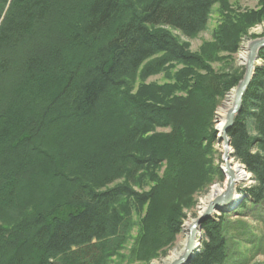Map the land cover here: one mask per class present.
I'll list each match as a JSON object with an SVG mask.
<instances>
[{"label": "trees", "instance_id": "16d2710c", "mask_svg": "<svg viewBox=\"0 0 264 264\" xmlns=\"http://www.w3.org/2000/svg\"><path fill=\"white\" fill-rule=\"evenodd\" d=\"M71 1L58 12L60 19L64 16L56 33H67V46L62 43L59 51L68 55L88 50L89 54L68 60L74 68L62 65L57 73L47 68L57 56L54 51L26 58L19 68L25 75L21 89L0 109V190L5 197L0 199V223L13 221L5 234L0 228V264H106L108 241L118 234L128 215H122L124 199L137 213L147 205L136 246L139 261L146 262L150 252L170 244L180 233L183 206L211 182L212 172L216 174L210 159L204 162L215 141L213 114L238 78L214 74L201 61L199 69L206 72L203 83L188 98L204 102V110L187 109L188 98L184 102L167 99L168 88L161 95L146 92L153 98L143 103L126 84L156 55L163 57L153 66L146 65L145 74L165 60L186 59L168 34L152 28L168 27L191 37L205 28L215 0H145L140 5L133 0ZM51 2L0 0V51L20 45L26 31L52 14L55 6ZM238 26L222 27L221 39L232 40L225 51H238ZM249 26L239 27L244 31ZM9 69V58L0 55V74ZM48 72L56 77L47 79ZM108 90L122 106L115 125L105 128L107 133L97 139L95 134H87V141H78L59 154L61 144L53 137L60 135L63 125L80 126L79 134L89 132V124L103 126L106 111L98 113L96 104ZM6 95L0 94V98ZM187 113L191 118L180 123ZM156 126L170 127L171 133L142 138ZM227 135L233 157L254 182L241 191L243 200L236 208L240 215L264 204V49ZM28 155L36 156L35 188L24 191L23 186L18 188L21 168L7 169L26 161ZM164 162V173L156 178L154 172ZM47 165L50 171L45 173ZM122 178L124 184L108 188ZM148 179L154 183L150 192L139 195L132 191V186H141ZM36 181L41 182L39 187ZM18 213L21 218L16 222ZM225 214L202 223L201 248L191 264H227Z\"/></svg>", "mask_w": 264, "mask_h": 264}, {"label": "rangeland", "instance_id": "374dc122", "mask_svg": "<svg viewBox=\"0 0 264 264\" xmlns=\"http://www.w3.org/2000/svg\"><path fill=\"white\" fill-rule=\"evenodd\" d=\"M51 1V4L55 6L52 14L46 16L43 21L39 22L37 25H33L28 31H26L20 39V45H16L14 48L9 49H5L4 47L0 51V55H7L10 61L9 71L0 74V94H4L5 92L7 94L6 97L0 98V104L4 106H1L0 109L5 108L6 105L11 103L13 101V97H15L16 95V92L21 89L19 85L23 82L22 80L24 79L25 75L21 70H19V68L25 62L26 58L31 57L32 55H47L48 52L54 51V53H57V56L56 58H52L51 63L47 65V68L52 71L55 70V72L57 73L62 65L64 69H73V62L67 63L68 60H70L71 62V60L82 58L84 54L86 55L88 53V50L87 52H84L83 50H74L68 55H64V53L59 51L62 43L67 46V38L64 37L65 35H67V33H64V31H62L64 35H62V33H56V30L61 29V23L59 22V20H61L64 16L61 15L62 17L60 19V14H58V12H62V7H69V3H72V1ZM79 1L80 0H78V2ZM133 1L138 5L145 2V0ZM240 23L242 25L247 24L250 26L243 31V27H239L242 26ZM231 24L239 25L237 28L238 31L236 30L237 34L240 35L237 43L238 51L236 53L225 51L226 45L229 46L231 44V39H221L223 35V33H220V31H222V27L223 29H227L231 27ZM152 29L168 34L174 44L182 49L185 56L184 58L186 59L180 61L165 60L161 65L158 66V69L153 67L152 71L145 74L143 72L146 68L145 66L149 64L152 65L153 62L157 63V61L162 59L163 55L159 54L147 60L132 78L126 80V84L127 86H129L131 94H134V96L139 95V101L148 103L149 98L152 99L153 97H151L150 94L146 95V92L149 91L151 93V91H153L161 95L167 88L169 89L167 93L170 94L168 96H165L167 99L183 102L187 101L190 98H188L190 91H193V93L196 92V87L198 88L199 86L200 88V86L202 85L201 83H203L202 80L206 72L204 71V68L199 69V63L201 61H203V63L207 66V69L214 74H228L231 76L234 75L236 76V78H238L236 86L232 88L222 98V100H220L214 110L212 128L215 132V141L210 145V149L208 150L209 153L205 155L204 158L205 163L208 159H210L211 168L216 170V174L220 173L221 176L218 178L216 177L217 175L212 172V175L214 174L215 176L212 177L210 175L209 178L211 182L205 188L203 187L190 197V202L187 204V206H183V209L181 211L183 217L182 219H180V233L174 237L173 241L170 244H166L164 247H161L160 250L154 249L152 252H150L149 254L151 256H149L147 259H144L148 260L146 262L139 261L141 260L139 259L140 256L138 253L140 249L136 246L139 242L140 237L139 224L143 218L145 211L147 210V205H141L142 207L139 208L140 213H137L131 207L130 201L124 199L123 202L120 203L121 206L126 205L122 215L124 217L126 214L128 215L125 217L123 227L119 229L118 234L108 241L110 253L108 255L109 257L107 259L105 258L107 262L106 264H161L163 259L168 256L171 251L178 247L177 243L183 238L181 236L183 225L187 222V220L197 217L200 201L206 197L210 189L213 186H223L224 189L226 178L222 173V169L225 168L223 156L226 150L224 148V144L219 140L220 132L217 128V111L222 107L226 97L230 93L234 94L236 87L244 77L245 64L239 58V54L241 52L246 53L247 46L253 41L264 38V0H215L210 9V14L208 16L205 28L191 37H186L180 32L168 27L159 26ZM239 30L242 31V34L239 32ZM46 39H49L48 43H44L45 41H47ZM220 42L223 43H221L220 45ZM190 57H193V61L189 60ZM257 65H259V60ZM56 73L52 75L51 72H48L46 78L51 79L52 76L56 77ZM177 84L179 86V88H177L178 90L175 89ZM113 95V91L108 90L103 95L101 100L96 104V110L98 113L106 111L105 115L107 116L102 117L103 122L105 123L104 124L102 122L103 126L89 124L87 126L89 132H81L83 134H79L80 126L74 125V127H72L71 129L66 127V124L63 125L60 135L53 137L54 140L57 141V143L59 141V144H61L59 146V154H62L71 149L72 145L76 144L78 141H87V134H95L94 137H96L97 139L99 136H103L107 133V129L105 128H109L111 126L113 127L115 125V122L118 120V116H120L121 114L120 109H122V106H120V104L115 101ZM188 101H190V103L188 104L189 107L187 109L204 110V102H202V104H199L197 103V101H191L190 99ZM189 114L190 113H187L184 118H181L182 115L181 117L179 116V118H181L179 122L184 124L185 121H188V118L190 117ZM170 133V127L156 126L153 127L151 131L144 135L142 138H148L154 135H167ZM107 139L109 142L110 138L108 137ZM65 145L66 147H64ZM229 150H231V153H228L229 166L230 161H233V159L235 160V163H237V165H241L233 157V149L231 145H229ZM27 151H29V148ZM26 158V161H18L16 165L10 164L7 170L14 171L15 167L21 168L22 173H17L22 181V185L18 186V188H21L23 186L24 191H31L30 189L35 188L33 187L35 183L32 182L34 178L32 174H34L35 172L34 168L36 164V156L28 155ZM105 161L108 160L105 159ZM44 168L45 173H48L50 171V167L48 165ZM164 169L165 162L157 173L154 172V176L156 178L161 177L164 173ZM124 182V178L119 179L108 186V188H113L115 185L124 184ZM38 183L41 182H37V184ZM142 183L143 184L141 186H132V191L136 194L141 195L150 192V190L154 187V183L149 181V179L144 180V182ZM253 185L254 182L251 180V175L248 182L237 185V194L241 197V199L232 210L225 212L226 214L225 216H223V219L227 222V264H264V204H259V206L253 208L249 207L244 213L240 215H238V212L236 210V208L243 200L241 191ZM2 190L3 189L0 190L1 200L5 198L3 196L4 194ZM160 201V204L164 203L163 199H161ZM220 214L221 213L219 212L213 213V215L215 216H219ZM128 216H130V218H128ZM19 217L21 218L18 213L16 222L20 221ZM3 220L4 222L0 223V228H3L2 233L5 234L13 227V221H6L7 219ZM129 222H131V225H129ZM198 235V238H196L199 242L197 254L199 253V250L201 248L202 230L198 232Z\"/></svg>", "mask_w": 264, "mask_h": 264}, {"label": "water", "instance_id": "95a60500", "mask_svg": "<svg viewBox=\"0 0 264 264\" xmlns=\"http://www.w3.org/2000/svg\"><path fill=\"white\" fill-rule=\"evenodd\" d=\"M264 49V38L253 41L246 48V60L245 64V74L241 82H239L233 94V103L231 109L227 112L225 116V123L222 131H220L219 140L224 144V148L229 149L230 140L227 136L229 129L233 125L240 109L242 106L243 97L250 85V82L254 75L255 66L258 64L259 52ZM229 155L227 153L223 156V162L225 163V168L222 169V173L226 178L225 187L223 191L214 196L211 202L205 208L203 216L197 220L196 224L193 225L187 234V240L185 245L184 254L173 264H190L195 258L198 252V243L196 239V233L201 230V224L208 218H210L213 213H225L232 210L241 199L237 194V183L235 175L232 172L229 164ZM239 167L246 172L245 167L239 165ZM198 230V232H196Z\"/></svg>", "mask_w": 264, "mask_h": 264}, {"label": "bare ground", "instance_id": "6f19581e", "mask_svg": "<svg viewBox=\"0 0 264 264\" xmlns=\"http://www.w3.org/2000/svg\"><path fill=\"white\" fill-rule=\"evenodd\" d=\"M246 53L241 52L239 54V58L242 60V62H244L246 60ZM233 102V93H230L221 108L218 109L217 111V128L218 131H222L224 123H225V116L227 111L230 109L231 105ZM223 152V149H222ZM225 153H231V150L226 149ZM230 168L232 170V172L235 175V179H236V183L237 185L248 182L250 180V175L247 172H244L239 165H237V163H235V160L233 159V161H230ZM223 191V186H213L209 193L206 195V197L200 201L199 207H198V214L197 217L194 219H189L187 220V222L183 225L182 228V234L181 236L183 237L178 243V247L176 249H174L173 251H171L169 253L168 256H166L161 264H173V262H175L176 260H178L183 254H184V249H185V245H186V240H187V234L189 229L196 224L197 220H199L205 211L206 206L208 205L209 202L212 201V199L214 198V196L220 194ZM196 232H198V230H196ZM198 233H196V238H198ZM198 242V240H197Z\"/></svg>", "mask_w": 264, "mask_h": 264}]
</instances>
